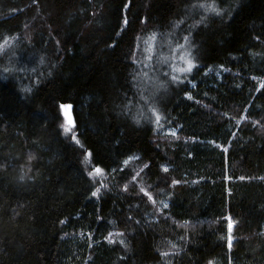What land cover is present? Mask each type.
<instances>
[{
	"label": "trees",
	"instance_id": "trees-1",
	"mask_svg": "<svg viewBox=\"0 0 264 264\" xmlns=\"http://www.w3.org/2000/svg\"><path fill=\"white\" fill-rule=\"evenodd\" d=\"M191 2L0 0V264H264V0L219 4L231 14L192 30L198 67L171 84L199 16L172 24ZM154 82L167 85L154 97L166 117L156 131L132 119L151 115L140 96ZM110 231L124 236L109 243Z\"/></svg>",
	"mask_w": 264,
	"mask_h": 264
},
{
	"label": "snow or ice",
	"instance_id": "snow-or-ice-1",
	"mask_svg": "<svg viewBox=\"0 0 264 264\" xmlns=\"http://www.w3.org/2000/svg\"><path fill=\"white\" fill-rule=\"evenodd\" d=\"M33 3H35V0H33ZM223 3H225V0H192V2L186 6V11H187L188 15L185 16L183 19H180V20H178V21H176V22H174L172 24V28L173 29L179 28L181 25L186 23V21L189 18V16H191L193 18L195 16H197V15L199 16V19H196L193 24L188 26L187 35H183L182 36V39L187 44L188 57L187 58H185L184 56L180 57V59L183 61V65L178 67V68H176V69H174V71H176L178 73V75H171L170 76V80L168 81V83H171V84H181V83H183L184 79H186L187 76L193 72V69L198 67V65L195 63L196 57L194 55H192V49L195 47V44L192 41V30L197 28L200 25H205L206 26V21H207V19H208L210 14L212 16H215V17H221L225 13L230 15L231 13H230V11L227 8L219 7V4H223ZM125 7H127V5H125ZM124 23H125V25H127L128 21L125 20ZM137 39H139V37ZM155 39H156V34H153V40H155ZM8 46H9L8 39L5 38L3 40V42L0 43V53H4ZM163 46H168L167 38H165V40L163 41ZM178 46L180 48H182V49L184 48V45H178ZM136 48H139V44L136 45ZM132 56L134 57L133 63L134 64L138 63V60L135 59V56H136V52L135 51H133ZM147 59L151 60L152 57H147ZM166 62H167V58H164V59L161 60V63H166ZM41 63H43V59H41ZM145 67H147V65H145ZM221 67H223V66H221ZM224 70L225 71H229L228 69H224ZM2 71H3V73H9L10 71H12V69H10L8 67H4L2 69ZM49 74H51V73H49ZM145 75H147V73H145ZM164 75L165 76H169V73L165 72ZM182 77H183V79H182ZM253 79H255V77H253ZM37 83H38V81H37ZM151 87L153 89L151 95L145 97L144 94L141 93V96H140V99L144 102L145 105H147V112L151 113V115H148L143 110H139L138 109V115H134L132 117V119L137 125H139L141 123V120H143L145 122H148L150 124H153L154 125V129L153 130L156 131V130L162 129L164 127V124L162 123V120L166 121V117H163L162 113L155 106L154 97L156 96V94L159 92L160 89L166 88L167 85L165 83H163V82H154L151 85ZM261 87H264V83H261ZM24 90L28 91V92L31 91L30 88H26ZM259 90L260 89L258 88L257 91H259ZM186 95H187V98L189 100L192 99L191 95H188L187 93H186ZM69 107L70 106L64 105V104L60 105V108H61V110H63L65 116H67V109ZM125 108H126V110L130 111V109L127 108V105H125ZM153 117H154V120H153ZM241 119H246V117H241ZM67 123H68L69 126H66L65 124H61L60 125V128L66 134L72 132V127L70 126L71 125V121L68 120ZM169 134L171 136H173V137L176 136V132L175 131H170ZM71 138L76 143H79V141L76 140V137L74 135H72ZM31 159H32V157L29 156V160H31ZM134 159H139V157L130 156L128 159L123 161V164L125 166H127L129 164V162L131 160H134ZM84 163L87 165L89 163V161L85 160ZM144 167L147 168L148 165H144ZM161 167H162V171L163 172H165V173L168 172V168L166 166H161ZM120 170L123 171V169H120ZM111 171L115 172V171H117V169H112ZM102 174H103V169L100 168V167H94L91 171L87 172L88 177L92 178L93 184L97 183V179L96 178L102 177ZM139 175H140L139 172H137L135 175H132L130 182L134 183L137 180ZM29 178H31V177H29ZM24 179H25V176L21 175L20 176V180L23 181ZM240 179L243 180L244 177H240ZM179 183H180V181L173 179L171 181V185H169V187H171L173 185H177ZM148 187L151 188L152 186L149 185ZM102 188H107V185L101 183L100 187H96L95 190L91 192V195L93 197L98 196V194L100 193ZM127 188H128V185L125 184L124 185V191H127ZM139 193H142L144 197H147V202L150 203L153 206V208H155V211L157 213H159L161 211V208H156V205H157L158 201H157V199L154 197V195L150 191L146 190L145 187H140ZM162 193H164V189L160 188L158 194H162ZM159 204L162 206L163 209H167L169 207V204L165 200H159ZM131 219H132L131 216L127 217V221L128 222H130ZM61 223H64V221H61ZM109 223L111 224V223H114V222L109 221ZM136 223L139 224L140 221L137 220ZM236 223L237 222L234 221V219L232 217H228L227 218V233H228V235H227V244H228L229 248L232 247V241L234 239V237L232 235V232H233L234 227L236 226ZM184 224H185V226H187L188 222L185 221ZM114 236L123 237L124 233L123 232H115L114 233V232L110 231L108 233V236L105 237V239L109 243H113L114 242V239H113ZM119 243L121 245H124L125 242H124L123 239H121L119 241ZM90 246L91 245H89V247ZM172 248L175 249L176 245L173 244ZM175 254H176L175 252H162L161 256L162 257H167L169 255H175Z\"/></svg>",
	"mask_w": 264,
	"mask_h": 264
},
{
	"label": "rangeland",
	"instance_id": "rangeland-1",
	"mask_svg": "<svg viewBox=\"0 0 264 264\" xmlns=\"http://www.w3.org/2000/svg\"><path fill=\"white\" fill-rule=\"evenodd\" d=\"M164 58H167V59H168V58H169V55L165 54V55H164ZM176 60H177V59H175L174 62H177V61H178V60H177V61H176ZM181 61H182V60H181ZM182 65H183V61H182ZM170 67H171V64H170ZM172 70H174V64H173ZM61 113H62V116H63V118H64V124H65L66 126H69L68 123H67L68 120L71 121V118H70V111H69V109H67V116L64 115L63 110H61ZM70 126L72 127V121H71V125H70ZM65 134H66V133H65ZM67 134H69V133H67Z\"/></svg>",
	"mask_w": 264,
	"mask_h": 264
}]
</instances>
